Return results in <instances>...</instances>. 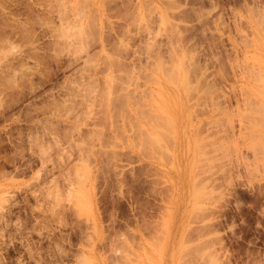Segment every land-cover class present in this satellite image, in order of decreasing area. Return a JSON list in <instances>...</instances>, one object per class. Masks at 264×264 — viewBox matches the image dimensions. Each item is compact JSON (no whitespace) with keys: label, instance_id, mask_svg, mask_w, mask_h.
<instances>
[{"label":"rangeland","instance_id":"obj_1","mask_svg":"<svg viewBox=\"0 0 264 264\" xmlns=\"http://www.w3.org/2000/svg\"><path fill=\"white\" fill-rule=\"evenodd\" d=\"M0 264H264V0H0Z\"/></svg>","mask_w":264,"mask_h":264},{"label":"bare ground","instance_id":"obj_2","mask_svg":"<svg viewBox=\"0 0 264 264\" xmlns=\"http://www.w3.org/2000/svg\"><path fill=\"white\" fill-rule=\"evenodd\" d=\"M59 3V2H58ZM61 6V5H60ZM65 6V5H64ZM62 7V6H61ZM80 7V6H79ZM66 8V7H65ZM63 11H64V9H63ZM68 11V10H67ZM79 12V11H78ZM72 21V20H71ZM71 25V24H70ZM76 29V28H75ZM57 31V30H56ZM62 35V34H61ZM173 78V77H172ZM86 99V98H85ZM106 104V103H105ZM119 109V108H118ZM104 119V118H103ZM115 123V122H114ZM73 130V129H72ZM102 130V129H101ZM144 134V133H143ZM148 137V136H147ZM77 165V164H76ZM83 166V165H82ZM84 168H86V167H84ZM83 168V169H84ZM84 172V171H83ZM77 175V174H76ZM80 175V174H79ZM82 179V178H81ZM79 180V179H78ZM77 180V181H78ZM80 181V180H79ZM83 181V180H82ZM80 189H81V187H80ZM57 190V189H56ZM79 192V191H78ZM73 195V194H72ZM80 195H82V194H80ZM55 196V195H54ZM59 199V198H58ZM74 200V199H73ZM58 215V214H57ZM198 253V252H197ZM131 258V257H130Z\"/></svg>","mask_w":264,"mask_h":264}]
</instances>
